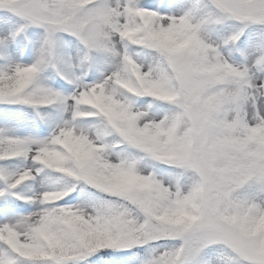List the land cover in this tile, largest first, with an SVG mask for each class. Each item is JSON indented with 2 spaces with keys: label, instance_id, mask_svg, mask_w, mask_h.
Masks as SVG:
<instances>
[{
  "label": "snow or ice",
  "instance_id": "1",
  "mask_svg": "<svg viewBox=\"0 0 264 264\" xmlns=\"http://www.w3.org/2000/svg\"><path fill=\"white\" fill-rule=\"evenodd\" d=\"M0 264H264V0H0Z\"/></svg>",
  "mask_w": 264,
  "mask_h": 264
}]
</instances>
